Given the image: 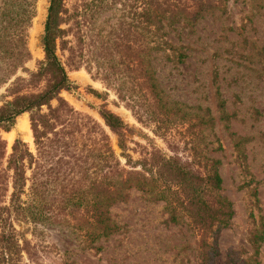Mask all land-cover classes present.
Here are the masks:
<instances>
[{"label": "rangeland", "instance_id": "374dc122", "mask_svg": "<svg viewBox=\"0 0 264 264\" xmlns=\"http://www.w3.org/2000/svg\"><path fill=\"white\" fill-rule=\"evenodd\" d=\"M100 1L65 2L68 12L57 55L75 89L60 96L101 125V108L119 116L129 128L130 148L135 147L132 140L146 150L193 162L194 169H199L206 144L217 140L212 148L218 151L210 156L221 161L220 193L231 202L233 217L210 239L217 253L213 264H264V240L250 242L254 233L264 235V9L251 16L249 4L227 0L226 14L202 20L196 33L183 41L194 48L188 58L182 63L157 61L158 104L148 97L138 71L140 5L135 0H103L102 7ZM48 6L49 0H36L25 31L29 60L0 86V106L9 100L10 82L27 78L44 58L41 39ZM2 7L0 0V13ZM216 87L231 116L228 122L218 119ZM208 113L214 121L211 130L205 125ZM24 123L27 132L21 128ZM105 130L119 153L116 137ZM0 136L6 155L16 139L34 151L27 113L17 117L10 132L0 130ZM141 147L129 151L133 160L140 158ZM110 216L121 229L98 240L97 250L83 248L65 231L49 229L38 264H201L199 235L187 222L172 224L165 202L132 191L127 201L111 208Z\"/></svg>", "mask_w": 264, "mask_h": 264}, {"label": "trees", "instance_id": "16d2710c", "mask_svg": "<svg viewBox=\"0 0 264 264\" xmlns=\"http://www.w3.org/2000/svg\"><path fill=\"white\" fill-rule=\"evenodd\" d=\"M135 1L140 5L138 71L148 97L162 104L157 61L182 63L188 58L194 48L183 44L184 39L195 34L197 25L208 16L226 14L227 0ZM241 1L249 4L251 16L264 9V0ZM65 2L49 0L41 39L44 58L27 78L16 77L10 82L5 96L9 100L0 106V130L5 133L10 132L17 117L29 115L34 145L31 151L16 139L6 155V143L0 136V264H38L49 229L67 232L85 249H99L94 247L98 240L121 229L110 216L111 208L127 201L132 191L165 202L172 224L187 222L199 235L201 264H213L217 253L210 239L227 228L233 217L231 202L220 193L221 161L210 156L218 151V147L212 148L217 140L206 144L202 162H197L199 169L177 155L146 150L131 140L142 149L140 158L133 160L129 151L137 150L127 145L129 128L119 116L103 107L99 110L101 125L75 110L60 96L75 89L57 55V42L64 34L61 25L68 12ZM35 3L3 0L0 86L29 60L25 31L35 15ZM99 6H105L103 0ZM215 95L218 119L228 122L231 116L218 87ZM213 123L208 113L207 129L211 130ZM105 128L116 137L119 153ZM263 240L262 232L250 238L252 245Z\"/></svg>", "mask_w": 264, "mask_h": 264}, {"label": "bare ground", "instance_id": "6f19581e", "mask_svg": "<svg viewBox=\"0 0 264 264\" xmlns=\"http://www.w3.org/2000/svg\"><path fill=\"white\" fill-rule=\"evenodd\" d=\"M21 128L24 129L25 132H27V131H28V124H25V123L22 124V125H21ZM11 138H12V137H11Z\"/></svg>", "mask_w": 264, "mask_h": 264}]
</instances>
